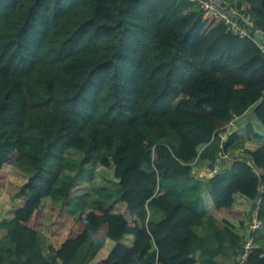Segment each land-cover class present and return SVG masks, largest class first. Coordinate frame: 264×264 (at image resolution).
Returning a JSON list of instances; mask_svg holds the SVG:
<instances>
[{
    "label": "trees",
    "instance_id": "obj_1",
    "mask_svg": "<svg viewBox=\"0 0 264 264\" xmlns=\"http://www.w3.org/2000/svg\"><path fill=\"white\" fill-rule=\"evenodd\" d=\"M239 1L264 28V0ZM238 144L201 198L239 257L257 212L264 227L257 44L188 0H0V242L13 224L11 264H73L89 242L102 247L87 264H199L205 216L166 187L202 182ZM70 151L100 172L87 186L46 171ZM94 190L119 198L71 216ZM244 264H264V250Z\"/></svg>",
    "mask_w": 264,
    "mask_h": 264
},
{
    "label": "rangeland",
    "instance_id": "obj_2",
    "mask_svg": "<svg viewBox=\"0 0 264 264\" xmlns=\"http://www.w3.org/2000/svg\"><path fill=\"white\" fill-rule=\"evenodd\" d=\"M242 123V120L237 119L233 127H231L228 131V134L226 133L223 137V141H226L228 139L229 134L234 133L238 130L239 125ZM257 133L261 134L262 131L259 129L256 130ZM241 144H238L233 150L230 152V154L222 156L221 160L218 164L214 165L213 169H208L204 174V179L202 182H198L196 180H188L185 183L179 185V186H172L168 185L166 188L173 193L179 194L183 197V199L197 212L204 215V202L201 198V192L203 191L206 183L213 178L219 171H221L222 166L226 163H229L230 160H235L239 155V153L242 151ZM205 149L202 148L201 153L205 152ZM82 154L78 152H68L65 156V159L60 163H55L54 161H48L45 165L47 173L57 174L61 182H69L70 178L78 175L77 181L81 183L82 185L87 186L90 178L92 175L95 174L99 175L100 172H97V170L92 168V166L82 168L81 167V158ZM15 169L19 172H24L27 174L32 175L33 171L27 167L21 166V165H15ZM119 194L112 191L107 190H94L91 193V197L88 199V202L86 204H78L75 207H73L71 210H69V213L71 216L80 218L82 209L79 208H97L99 206H102L104 208H110L119 198ZM52 205L60 206V201H51ZM150 217L155 215L154 210H150ZM205 216V215H204ZM206 224L204 227L199 228L197 233H199L201 236L205 237L208 241V250L205 254H200L198 256L200 260V264H236L239 263L238 259L239 257L236 255L234 248L230 245L229 240L225 236L223 226L214 220L211 217H206ZM11 229V227H10ZM220 235V237H218ZM100 242H89L88 246H91L92 249L89 251L88 248L83 249L77 259L75 260L74 264H87L88 261L93 256L91 252L94 250L97 244ZM246 249L248 251H253L255 249H263L264 250V227L261 226L260 229L256 230V233L254 237L248 238V240L245 242ZM12 245L10 243V240H7L6 248L3 252H6L7 255V263L11 264V258L8 255V251L11 249ZM52 258V256H49V260ZM214 259H217L214 261ZM240 264V263H239Z\"/></svg>",
    "mask_w": 264,
    "mask_h": 264
},
{
    "label": "built area",
    "instance_id": "obj_3",
    "mask_svg": "<svg viewBox=\"0 0 264 264\" xmlns=\"http://www.w3.org/2000/svg\"><path fill=\"white\" fill-rule=\"evenodd\" d=\"M203 12L219 20L227 30L240 39L250 40L257 44L264 57V28L260 27L255 18L248 13L247 6L239 0H188ZM261 228L257 214L254 216L251 229L255 232ZM248 249L239 255V263L244 264L250 255Z\"/></svg>",
    "mask_w": 264,
    "mask_h": 264
},
{
    "label": "crops",
    "instance_id": "obj_4",
    "mask_svg": "<svg viewBox=\"0 0 264 264\" xmlns=\"http://www.w3.org/2000/svg\"><path fill=\"white\" fill-rule=\"evenodd\" d=\"M67 154V153H66ZM118 196V195H117ZM118 200V199H117ZM155 212V215L151 216L152 219L156 220V221H161L164 217L163 215H161L160 213H158L157 211H154ZM12 225L13 224H9V225H4L3 226V231H4V235H5V238H3V240L0 242V257H6V252H3L4 249L6 248V244H7V240L9 241L10 240V237H11V229L10 227L12 228ZM41 239L43 241V244L46 246L48 245V238H49V235L48 233L46 232V230L43 231V234H41ZM89 243L85 244L83 246V248L80 250V252L85 249V248H88L89 251L92 249L91 246H88ZM102 247V243H99L96 245V247L94 248V250L91 252L92 255L96 254V252H98ZM79 252V253H80ZM205 254V253H204ZM217 260V259H214V261ZM74 264V263H73ZM199 264H200V260H199Z\"/></svg>",
    "mask_w": 264,
    "mask_h": 264
},
{
    "label": "clouds",
    "instance_id": "obj_5",
    "mask_svg": "<svg viewBox=\"0 0 264 264\" xmlns=\"http://www.w3.org/2000/svg\"><path fill=\"white\" fill-rule=\"evenodd\" d=\"M231 127H233V125H232ZM235 132H236V131H235ZM232 134H233V133H231V134H229V135H232ZM256 214H257V217H258V212H257ZM256 214H255V215H256ZM255 215H254V216H255ZM260 224H261V223H260ZM261 226H262V224H261ZM251 231H253V230L251 229ZM253 232H254V231H253ZM255 232H256V231H255ZM251 252H252V251H251Z\"/></svg>",
    "mask_w": 264,
    "mask_h": 264
}]
</instances>
